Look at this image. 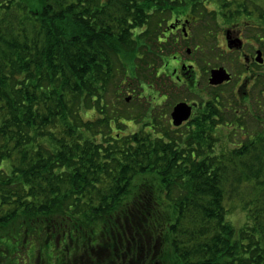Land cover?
I'll return each mask as SVG.
<instances>
[{
  "label": "trees",
  "instance_id": "trees-1",
  "mask_svg": "<svg viewBox=\"0 0 264 264\" xmlns=\"http://www.w3.org/2000/svg\"><path fill=\"white\" fill-rule=\"evenodd\" d=\"M183 4H235L228 22L256 11L264 36V9L244 1L0 0V264L34 250L45 264H264L260 112L213 95L178 137L159 135L165 120L178 128L158 103L139 102L160 65L162 12ZM128 90L142 128L111 135L136 120Z\"/></svg>",
  "mask_w": 264,
  "mask_h": 264
},
{
  "label": "flooded vegetation",
  "instance_id": "flooded-vegetation-1",
  "mask_svg": "<svg viewBox=\"0 0 264 264\" xmlns=\"http://www.w3.org/2000/svg\"><path fill=\"white\" fill-rule=\"evenodd\" d=\"M202 5L204 6V4ZM212 6L213 4H209V7ZM162 14L164 16L162 17V22L160 23L159 34L157 35V38L159 45H161L163 50H161L160 65L157 68V77L159 76L160 79L164 77L168 82L171 83H167V81L166 83L163 82V87L170 85L168 87L171 90L174 88H187V91L190 94L200 97L201 94H199V90L196 91L198 86L197 73H201L200 69L198 68L199 63L204 64L207 60V58H203L204 52L211 54L210 52H212V48H214L215 50L221 49L226 53H237L238 61L243 66V68L241 69L242 75H240L238 78L239 84L237 87L238 90L236 89V93L237 95L238 93L243 94V96H246L248 101L251 99L253 93L251 92L250 86L253 82H256L257 78L260 76L257 74L256 69L263 67L264 65V63L260 64L256 61L257 52L261 51V54H263V50L260 47V41L263 42V37L260 36L262 34L259 32L257 24H252L251 26L254 30V37L257 38L256 40L254 39L257 45L254 46L249 43L252 45V50L250 49L249 51H245L244 47L247 43V38H244L245 28L243 27L249 23L244 20L243 14L241 13L233 16L235 19H232L228 22L225 18H223V15H217L216 18L213 16L212 19H209V17L207 18V13H204V10H202L200 6L198 10H193V8H187L186 5L183 4L179 11H163ZM209 20L212 22L215 21L216 23H212L211 25ZM215 27H219V31L215 30ZM219 43H221V45H219ZM219 67L223 66L216 65V67H212L203 71L204 75L206 76L207 83L211 87L227 84L233 78L231 73L225 67H223L230 74V81L223 82L218 85H210V72L211 70L217 69ZM160 74L163 77L160 76ZM247 82L250 83L247 84ZM263 92L264 89L261 91V93L263 94ZM178 102H184L191 107L189 118L183 121L179 127H177L182 128L187 122L194 120L197 117L200 109H202L203 106H199V101L196 98H191L188 101L181 100ZM247 104L248 103H246V105ZM257 104L260 105L259 102H257ZM240 110L242 109H235V112H240ZM55 245L65 247L67 249L65 254L69 255L70 251H68V246L73 244L57 243ZM101 245V243H93L90 245V254L93 253L92 251L95 249V247ZM62 264L77 263L64 262Z\"/></svg>",
  "mask_w": 264,
  "mask_h": 264
},
{
  "label": "rangeland",
  "instance_id": "rangeland-1",
  "mask_svg": "<svg viewBox=\"0 0 264 264\" xmlns=\"http://www.w3.org/2000/svg\"><path fill=\"white\" fill-rule=\"evenodd\" d=\"M28 2H30L31 4H38L40 3L41 0H27ZM233 1L234 3H243L246 2L247 5V9L248 11H251L252 9H257L258 11L263 10L264 9V0H230ZM235 5V4H234ZM234 5L231 6L229 9L223 10V14H230V9H234ZM212 7H209V10L207 12V18L209 17V19H212L213 16H216L218 14L219 15H223V14H219V10L216 11L217 13H213V11L211 10ZM211 10V11H210ZM205 13V12H204ZM253 14H251L250 19L248 18V22L249 24L245 25L244 29V38H247V43L244 47L245 51H249L250 49L252 50V45L256 46L257 43L254 41V39L256 40L257 38L254 37V30L252 29V24H257L258 25V30L259 32L263 35V33L261 32L262 27L260 26L259 21L257 20L258 18V13L256 11L252 12ZM248 16V15H247ZM210 24L212 25V23H216L215 21L212 22L211 20H209ZM203 24V23H202ZM218 26V25H217ZM215 30L219 31V27H215ZM260 35V36H262ZM263 37V42L260 43V46L263 50V54L262 57L264 59V36ZM249 43H251L252 45H250ZM219 45H221V43H219ZM211 54H209L208 52H204L203 54V58H207V60L205 61L204 64L199 63V69L201 71L200 74L197 73V90H199V94L200 97H197L196 95H192L187 91L186 89H173L171 90L168 86L163 87L162 83L165 82L166 83V79L160 74V76H162L163 78L160 79L159 76L156 78H152L150 79V81H145L143 82L141 87H144V91L143 94L145 96V99H140L139 102L142 101V105L143 107L146 109L147 106H149L148 102L150 101L152 103V101H155L157 104V106L153 105L155 109H157V111L163 112L164 113V117L169 118V113L171 111L172 106L178 102V101H188L191 98H196L199 100H209L213 95H217L219 97V99H224V101H230L233 102L234 98L232 97V95H236L237 98H239V94L243 96V94L238 93L237 95V90H238V84H239V77L240 75H242V68L243 66L239 63L238 61V55L235 52H231V53H226L224 51H222L221 49H217L215 50L214 48H212V52H210ZM123 62L121 61V64ZM216 65L219 66H223L225 67L232 75V79L229 83L224 84L222 86H217L216 87H211L208 85L207 83V79L206 76L204 75L203 71L212 67H216ZM116 66L120 69L119 64L116 63ZM257 70V74H259V78H257L256 82H255V87H253L252 85L251 87V92L253 93V95L251 96V99L248 101H244V103H248L247 105L250 106V109H253L254 112H260V115L262 117V120H260V123L262 124V126H264V103L262 101V93L261 91L264 88V65L263 67H259L256 69ZM131 71L130 69L127 70V75H130ZM131 82V79H126V81L124 83L129 84ZM134 81L131 82V85L129 86L128 89H131L133 87V83ZM167 83H170L167 81ZM250 83V82H249ZM247 82V84H249ZM171 84V83H170ZM167 85V84H165ZM237 89V90H236ZM243 89V88H241ZM137 93L139 91L135 90ZM142 91V90H140ZM151 91V92H150ZM190 91V90H189ZM195 91V92H196ZM215 92V94H214ZM157 93V95H156ZM132 94L129 92V90L124 93V96L126 97H130L129 102L131 104H129L128 106V110L126 111L125 114L128 113H132V118H135V116L137 114H139L140 112L136 111L138 110V106H136L135 101H132ZM155 94V95H154ZM257 102H259L260 105L257 104ZM151 107V106H150ZM86 117L90 118V119H94L93 113L92 111L88 110L85 112ZM135 114V116H134ZM101 117V115L99 114L98 111H95V118H99ZM135 121H124L125 119H122L125 123L121 122L122 124H124V126H121L119 128H114L113 132L111 133V135H119V136H124V135H128L130 133L133 132H137L142 128V122H137V116L135 118ZM170 119V118H169ZM191 121V120H190ZM187 122L185 124L184 127L182 128H178V129H174L170 123L168 121H163L161 122V124L157 127L158 129V133L160 135L161 134H165V135H170V136H178L179 134H181L178 137H184L186 135V129L185 127L188 126V128H193L194 127V122L191 121V123ZM160 129V130H159ZM229 220H231V222L234 223V225L236 227H241L244 224V216L243 213L239 210V206H234L232 208V213L229 215ZM34 253V258L31 260V262L29 264H42V256H40V260H38V252L37 250L33 251ZM22 257L25 259L24 255H22ZM37 258V259H35ZM25 264V262L23 263Z\"/></svg>",
  "mask_w": 264,
  "mask_h": 264
},
{
  "label": "water",
  "instance_id": "water-1",
  "mask_svg": "<svg viewBox=\"0 0 264 264\" xmlns=\"http://www.w3.org/2000/svg\"><path fill=\"white\" fill-rule=\"evenodd\" d=\"M256 61L258 63L263 62L260 51L257 52ZM229 80H230V74L227 73L223 67L213 69L210 72V78H209V84L210 85H218V84H221L223 82H227ZM262 100L264 101V92L262 95ZM190 109H191V107L188 106L184 102L177 103L173 107L171 114H170L171 119H172V123L175 126H178L183 121L187 120L188 117L190 116Z\"/></svg>",
  "mask_w": 264,
  "mask_h": 264
}]
</instances>
